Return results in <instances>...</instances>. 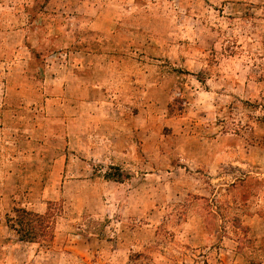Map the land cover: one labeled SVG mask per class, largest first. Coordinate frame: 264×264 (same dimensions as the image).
Masks as SVG:
<instances>
[{
    "label": "rangeland",
    "instance_id": "374dc122",
    "mask_svg": "<svg viewBox=\"0 0 264 264\" xmlns=\"http://www.w3.org/2000/svg\"><path fill=\"white\" fill-rule=\"evenodd\" d=\"M7 85L0 264H264V0H0Z\"/></svg>",
    "mask_w": 264,
    "mask_h": 264
},
{
    "label": "trees",
    "instance_id": "16d2710c",
    "mask_svg": "<svg viewBox=\"0 0 264 264\" xmlns=\"http://www.w3.org/2000/svg\"><path fill=\"white\" fill-rule=\"evenodd\" d=\"M53 215L45 214L23 207H16L13 216L8 217L7 223L21 240L37 241L45 237H52Z\"/></svg>",
    "mask_w": 264,
    "mask_h": 264
},
{
    "label": "crops",
    "instance_id": "0c3cea01",
    "mask_svg": "<svg viewBox=\"0 0 264 264\" xmlns=\"http://www.w3.org/2000/svg\"><path fill=\"white\" fill-rule=\"evenodd\" d=\"M78 58H79V61L80 62H82V65H77L76 67H77V69H75L74 70V73H73V75H75V77H72L71 79H73L74 81V83H77L79 86H81V84H82V86H81V88H80V92H81V95H82V98L83 99H85L84 97H85V93H86V91H87V88H88V84L87 83H89L90 82V80H88L87 79V77L86 76H84V73L86 72V67H87V65L85 64V56H78ZM27 63H28V60H27ZM10 73H12V71H9L8 72V74H10ZM35 77H37V76H35ZM52 77H53V75H52ZM37 78H39V77H37ZM56 78V77H55ZM54 77H53V79H55ZM3 84H5V82H4V80H3ZM94 86H96V87H100V88H104L105 86H103V85H101V84H98V83H95L94 82ZM11 87H10V85H7L6 86V91L4 90V97H3V101L2 102H0V110L2 109V108H4V109H7L8 111L9 110H11V111H13L15 108H13L14 106L13 105H11L7 100H6V98L7 97H5L6 96V94H7V96H10L11 95V90H9ZM102 88V89H103ZM106 89V88H105ZM105 91V90H104ZM12 92H13V90H12ZM14 92H16V91H14ZM18 92H22V90H19ZM42 92H43V90H42ZM9 94V95H8ZM105 95V94H104ZM109 95H111V94H109ZM102 98H103V95H101V97L99 98V100L101 99L102 100ZM99 103V102H98ZM104 105V103L103 104H101V106H100V108L102 107ZM98 114V113H97ZM97 114L96 115H92L93 117L92 118H94V117H96L97 116ZM55 115H58V113H52V116L54 117ZM55 118H59V117H55ZM98 118H99V116H97V120H98ZM53 119L54 118H52V120H51V123L50 124H53V125H55V124H57L55 121H53ZM61 119V118H60ZM59 122H64V121H59ZM4 156L6 155V161L3 163V165H2V163H0V168H1V171H2V173H4V172H6V173H11V169L13 168V166L15 167L16 166V164L17 163H15V162H12L11 161V159H10V153L7 151L6 153H4L3 154ZM17 167H19V165H17ZM16 172V171H15ZM8 187H9V185L8 184H6L5 183V181L4 182H2V186H0V188L2 189V190H6V189H8ZM4 205H5V202H3L2 200L0 201V208H3L4 207ZM252 219V218H251Z\"/></svg>",
    "mask_w": 264,
    "mask_h": 264
}]
</instances>
